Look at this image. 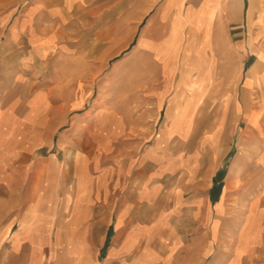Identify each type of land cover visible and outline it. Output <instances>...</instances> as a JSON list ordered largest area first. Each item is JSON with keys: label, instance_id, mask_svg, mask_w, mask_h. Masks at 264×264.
I'll return each mask as SVG.
<instances>
[{"label": "crops", "instance_id": "obj_1", "mask_svg": "<svg viewBox=\"0 0 264 264\" xmlns=\"http://www.w3.org/2000/svg\"><path fill=\"white\" fill-rule=\"evenodd\" d=\"M178 1L163 0L154 12L155 23L170 18L168 33L159 36L152 22L134 45L135 56L154 69L150 81L134 83L127 93L106 87L100 108L86 109V80L94 71L86 69L85 56L76 54V42L86 41L61 38L42 22L62 20L65 10H45L42 0H31L11 29L12 37L26 42H0V79L17 80L41 78L39 64L52 50L43 51L70 42L51 72V78L63 80L51 100L38 89L29 92L21 108L17 100L0 97V264H251L261 250L262 232L254 236L246 226L238 228L247 219L228 212L235 165L222 193L212 198L225 146L221 135L217 142L211 136L218 127L202 129L212 126L207 112L228 86V70L222 68L237 57L229 42H245L241 30L246 33L248 23L238 18V33L226 34V16L239 13L238 0L233 11L219 9L208 28L187 26L179 35L180 54L164 73L157 52L171 31ZM205 1L186 0L185 6L199 9ZM253 14L260 17L264 35V5ZM198 62L202 68H194ZM203 68L210 70L205 78L211 82L199 100L189 103L184 96L204 78ZM252 74L241 81L246 95L258 76ZM50 103V126L61 129L58 151L46 156L40 151L41 130ZM230 106L219 108V118Z\"/></svg>", "mask_w": 264, "mask_h": 264}, {"label": "rangeland", "instance_id": "obj_2", "mask_svg": "<svg viewBox=\"0 0 264 264\" xmlns=\"http://www.w3.org/2000/svg\"><path fill=\"white\" fill-rule=\"evenodd\" d=\"M209 1L206 0L199 9L191 3L185 6L186 0H179L176 3L177 15L175 14L173 18L171 31L157 52L159 66L164 73L174 65L171 58L177 59L180 54L182 41L179 40L180 33L189 25L198 30L203 26L209 27L208 17L214 12L216 14L218 10L215 9L219 8L220 0H213L212 3ZM239 1V13L226 16L225 28L228 37L234 38L235 32L238 33L234 28L236 21L238 18L241 20L242 17L245 18V22L248 23L246 33L243 29L241 30V37L245 39V42H229L230 47L236 50L237 57L228 69V86L225 90L221 88L219 99L214 100L217 103L215 109L207 112L213 119L212 126L202 129L204 133H207L211 128L213 131L218 127L211 136L217 142L221 135L225 146L221 159L222 167L218 171V173L223 171L224 176L221 184L216 185L214 182V187H217L216 192L218 195L222 193L230 168L235 165L236 179L231 181L232 188L227 194L228 212L240 220L246 218L247 223L238 222V228L244 229L246 226L249 231L254 232V236H257V230L264 235V89L262 88L264 87V35L259 29L260 17L258 18L253 12L264 5V0ZM29 2L31 0H0V42H26L25 37H12L11 29L20 22L22 13ZM42 2L45 10L58 8L67 13L62 20L59 16L55 17L56 20L46 17L42 21L45 27L61 38L66 36L86 41L76 42L78 44L76 54L85 56L88 61L85 64L86 69L94 71L93 78L86 80L87 87L90 89L86 96L84 94L85 99H88L86 109L97 108L96 106L100 108L104 104L101 97L106 87H113L116 93L117 91L127 93L133 92L134 83L143 81L145 84L150 81L149 72L154 69L145 59L135 56L133 48L140 36L147 32L149 24L154 22V12L159 9L163 0H75L71 3L68 0H42ZM237 4L238 0H234L235 8ZM227 6L228 0H223L222 8L228 13ZM12 8L16 9L12 18L4 19L8 15L6 12ZM58 23H61V26L55 25ZM153 27L157 28L159 36H165L170 28V18L154 22ZM69 43L58 42L55 48L43 51L44 55H47L52 50L45 62L39 64V69L42 71L41 78L36 80L0 79V97H4L5 101L17 100L14 103L17 108H21V105L27 102L29 92L38 89L43 92L46 99L51 100L56 96L55 89L62 86L63 82L62 79L51 78V72L58 69L61 50L63 47L68 49ZM143 45L146 48L150 47L147 40ZM70 48L72 49V46ZM201 65L203 66L202 63H195L194 68H202ZM258 65L261 67L260 72L254 79L250 93L246 95L241 81L250 70L251 74L252 70L256 71ZM209 71L203 68L204 78L199 79V84H193L188 88L190 95L184 96L187 102L191 103L195 99H200L202 91L207 90L206 85L211 80L206 79L205 76ZM157 81L155 83L160 82ZM222 81L223 78H221ZM144 84L141 88L148 86ZM195 85L199 87L197 90H194ZM64 96L68 97L67 93ZM206 103L208 105L211 102L206 101ZM223 104H231L230 110L226 115L221 112L219 118L218 110ZM234 105H240L241 108L235 110ZM52 108L50 103L44 111L47 122L41 130L44 147L40 151H43L46 156L58 151V131L61 129L50 126L53 118ZM82 112L84 109L77 113ZM85 145L87 144L81 143V147ZM31 182L28 180L27 183L31 184ZM251 258V264H264V242L261 250H258L257 254L252 255Z\"/></svg>", "mask_w": 264, "mask_h": 264}, {"label": "bare ground", "instance_id": "obj_3", "mask_svg": "<svg viewBox=\"0 0 264 264\" xmlns=\"http://www.w3.org/2000/svg\"><path fill=\"white\" fill-rule=\"evenodd\" d=\"M222 1H223V0H220L219 8H218V9H215L216 11L219 10V9H220V11L223 10V9H222ZM212 2H213V0H210V1H209V3H212ZM237 5H238V4H237ZM234 9H235L234 0H228V6H227V9H226V10L229 12V11H231V10L233 11ZM174 13H175V12H174ZM176 15H177V14H176ZM214 15H215V12L212 13L210 17H208V20H207V21H208L210 24H211V22H212V19H213ZM221 26H222V25H221ZM169 33H170V32H169ZM223 65H224V64H223ZM229 65H230V63L227 64V65H225V66L222 68V72L226 73L225 70H228ZM219 66H221V65H219ZM221 67H222V66H221ZM230 69H232V68H230ZM260 69H261L260 65L256 66V69H255V70H256L257 74H259ZM206 71H207V70H206ZM229 71H230V70H229ZM231 71H232V70H231ZM252 71H253V70H252ZM260 81H261V80H260ZM210 82H211V81H210ZM202 90H203V89H202ZM191 91H192V90H191ZM205 92H206V90H203L200 96L202 97V95H204ZM201 97H200V98H201ZM263 102H264V101H263ZM252 134H253V133H252ZM252 161H253V160H252ZM252 161H251V162H252Z\"/></svg>", "mask_w": 264, "mask_h": 264}, {"label": "trees", "instance_id": "obj_4", "mask_svg": "<svg viewBox=\"0 0 264 264\" xmlns=\"http://www.w3.org/2000/svg\"><path fill=\"white\" fill-rule=\"evenodd\" d=\"M223 176H224V172H223V171H220V172L216 175V177H215V179H214V182H215L216 185H217V183H218V184H219V183L221 184V182H222V180H223ZM216 189H217L216 186L212 189V198H213V199H216L217 196H218V193L216 192Z\"/></svg>", "mask_w": 264, "mask_h": 264}]
</instances>
